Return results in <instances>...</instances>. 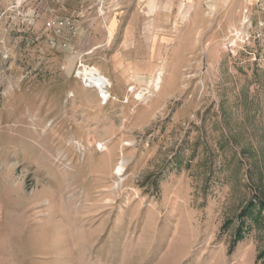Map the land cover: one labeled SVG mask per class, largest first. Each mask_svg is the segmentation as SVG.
Segmentation results:
<instances>
[{
  "label": "rangeland",
  "instance_id": "374dc122",
  "mask_svg": "<svg viewBox=\"0 0 264 264\" xmlns=\"http://www.w3.org/2000/svg\"><path fill=\"white\" fill-rule=\"evenodd\" d=\"M16 5L0 0V264H264V0Z\"/></svg>",
  "mask_w": 264,
  "mask_h": 264
},
{
  "label": "bare ground",
  "instance_id": "6f19581e",
  "mask_svg": "<svg viewBox=\"0 0 264 264\" xmlns=\"http://www.w3.org/2000/svg\"><path fill=\"white\" fill-rule=\"evenodd\" d=\"M83 74H84V77H86L90 82L99 83V84H94V85L90 84V86L97 87L98 90L103 93L109 92V90L106 88L109 87L111 83H109L108 85H101L102 83H104V76L101 72H99L98 70L94 68H86L83 71ZM162 81H163V71H160L153 81L155 90H159L161 88ZM141 95H143L142 91L139 93V96ZM122 171H123V164H120L117 168V173L121 174Z\"/></svg>",
  "mask_w": 264,
  "mask_h": 264
},
{
  "label": "built area",
  "instance_id": "2783aa9c",
  "mask_svg": "<svg viewBox=\"0 0 264 264\" xmlns=\"http://www.w3.org/2000/svg\"><path fill=\"white\" fill-rule=\"evenodd\" d=\"M29 0H17L16 7H21L24 3H27ZM47 25L49 27L56 28L57 32H60L63 27H67L68 29L74 30L75 29V22L71 18H65L60 20H49L47 21ZM88 85H90V81L88 80ZM110 87V86H109ZM109 87L106 89L109 90ZM110 95V93H109Z\"/></svg>",
  "mask_w": 264,
  "mask_h": 264
},
{
  "label": "trees",
  "instance_id": "16d2710c",
  "mask_svg": "<svg viewBox=\"0 0 264 264\" xmlns=\"http://www.w3.org/2000/svg\"><path fill=\"white\" fill-rule=\"evenodd\" d=\"M248 214H250V211H249V208H246V209L243 211L242 216H244V215H248ZM241 229H242V228H241ZM241 229H240V230H241ZM242 237H243V233L240 231L239 234H238V238L241 239Z\"/></svg>",
  "mask_w": 264,
  "mask_h": 264
},
{
  "label": "crops",
  "instance_id": "0c3cea01",
  "mask_svg": "<svg viewBox=\"0 0 264 264\" xmlns=\"http://www.w3.org/2000/svg\"><path fill=\"white\" fill-rule=\"evenodd\" d=\"M132 23L129 24V27L131 26ZM130 32V30H128ZM149 65H155L151 60H149ZM110 81V80H109Z\"/></svg>",
  "mask_w": 264,
  "mask_h": 264
}]
</instances>
